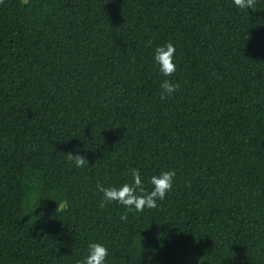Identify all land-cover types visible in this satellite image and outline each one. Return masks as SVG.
Here are the masks:
<instances>
[{"label":"trees","instance_id":"obj_1","mask_svg":"<svg viewBox=\"0 0 264 264\" xmlns=\"http://www.w3.org/2000/svg\"><path fill=\"white\" fill-rule=\"evenodd\" d=\"M132 169L176 176L121 222L96 186ZM90 242L107 264H264V0L0 2V264H76Z\"/></svg>","mask_w":264,"mask_h":264},{"label":"clouds","instance_id":"obj_2","mask_svg":"<svg viewBox=\"0 0 264 264\" xmlns=\"http://www.w3.org/2000/svg\"><path fill=\"white\" fill-rule=\"evenodd\" d=\"M231 2L234 7L244 11L252 9L256 0H231ZM149 46H152L151 41H149ZM175 51L174 44L169 42L156 46L152 52L153 63L159 75L165 78L159 84L162 100L170 98L179 88L178 83H173L171 79H167L176 71ZM67 158L75 168L89 167V162L84 155L68 153ZM130 176V182L120 185L105 187L102 184H97L96 186L101 194L99 207L104 208L115 203L124 209L119 217L121 222H127L129 214L141 213L146 208H156L158 202L163 201L173 189L176 172L175 170H166L157 175H152L147 178L148 188L145 187V178L139 169H132ZM109 255L105 245L90 242L86 254L79 258L76 264H107ZM151 260L152 258L149 257L148 264H151Z\"/></svg>","mask_w":264,"mask_h":264}]
</instances>
